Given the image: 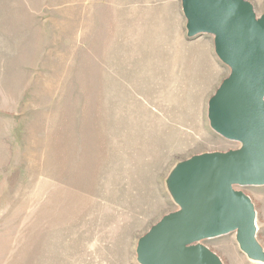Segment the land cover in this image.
<instances>
[{"label": "rangeland", "instance_id": "obj_1", "mask_svg": "<svg viewBox=\"0 0 264 264\" xmlns=\"http://www.w3.org/2000/svg\"><path fill=\"white\" fill-rule=\"evenodd\" d=\"M229 71L213 35L188 36L182 0H0V264H142L181 165L240 147L208 120ZM234 188L264 256V185ZM200 243L264 264L235 231Z\"/></svg>", "mask_w": 264, "mask_h": 264}, {"label": "water", "instance_id": "obj_2", "mask_svg": "<svg viewBox=\"0 0 264 264\" xmlns=\"http://www.w3.org/2000/svg\"><path fill=\"white\" fill-rule=\"evenodd\" d=\"M188 36L213 35L229 74L208 101L211 128L240 143L180 167L179 208L140 238L142 264H219L201 240L235 231L243 251L255 249L249 198L234 187L264 185V13L245 0H182Z\"/></svg>", "mask_w": 264, "mask_h": 264}, {"label": "bare ground", "instance_id": "obj_3", "mask_svg": "<svg viewBox=\"0 0 264 264\" xmlns=\"http://www.w3.org/2000/svg\"><path fill=\"white\" fill-rule=\"evenodd\" d=\"M254 218H255V215H254ZM253 218V230L255 231L256 230V223H255V219ZM254 242H255V249H254V251H252V252H249V251H244V253H246V255L248 256V257H250V259H252V260H256V261H258V262H260L261 261V263H262V261H264V256H261L262 255V248H261V246H259L258 244H257V241H256V237H255V235H254ZM219 264H222L221 263V261L219 260V262H218Z\"/></svg>", "mask_w": 264, "mask_h": 264}]
</instances>
